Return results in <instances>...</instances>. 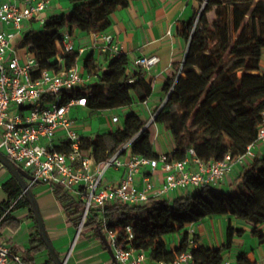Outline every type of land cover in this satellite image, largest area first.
Returning a JSON list of instances; mask_svg holds the SVG:
<instances>
[{"label": "trees", "instance_id": "obj_1", "mask_svg": "<svg viewBox=\"0 0 264 264\" xmlns=\"http://www.w3.org/2000/svg\"><path fill=\"white\" fill-rule=\"evenodd\" d=\"M75 4L69 15H51L39 31H28L24 46L37 59L40 69L58 70L57 43L66 31L105 32L111 25L110 16L118 8H126L133 0H72ZM193 17L182 22L179 34L188 42V50L181 73L164 86L167 99L156 113L155 122L170 131L176 144L170 153L174 159H184L188 149L194 148L205 162L222 160L246 152L248 144L257 138L264 111V3L256 0H198ZM65 55L66 67L75 64V56ZM85 68L97 77L85 95L86 107L104 110L130 105L134 94L142 100L151 93L140 69L130 74V59L124 54L114 56L107 68L98 66L89 56ZM73 96L64 97L67 102ZM179 108L174 111V108ZM130 142L133 154L157 158L150 131L136 112L125 118L124 128L84 137L82 146L93 151L98 162L106 160ZM59 151L67 145H56ZM244 188L231 193L216 185L187 192L174 199L152 198L143 205L114 203L104 211L92 208L86 216L80 235L93 231L100 238L104 221L110 228L132 225L135 237L126 240V231L119 233L126 246L145 251L152 260L172 261L187 249L192 235L184 231L188 224L207 216L230 215L226 240L217 247L199 245L194 249V264H225L226 254L232 251L236 238L244 229L232 223L233 218L249 223L253 234L264 243V155L257 156L243 167L235 178ZM52 189L69 219L79 228L85 205L64 186L53 184ZM8 199L4 201L5 215L0 219V231L11 222L13 212L31 205L18 180L13 177L4 184ZM34 211V210H33ZM35 213V211H34ZM36 219V216H34ZM182 233V244L170 249L165 236ZM32 243L34 249L47 248L37 227ZM236 264H255L245 252L239 253Z\"/></svg>", "mask_w": 264, "mask_h": 264}, {"label": "built area", "instance_id": "obj_2", "mask_svg": "<svg viewBox=\"0 0 264 264\" xmlns=\"http://www.w3.org/2000/svg\"><path fill=\"white\" fill-rule=\"evenodd\" d=\"M50 0H0V128L3 139L0 150L15 164L30 172L36 180L52 186L60 184L85 205L81 232L86 216L92 208L104 211L114 203L132 206L143 205L152 198H162L177 190L204 189L218 185L237 166H246L257 157L256 150L264 145V111L257 138L248 144L246 152L222 160H202L194 148L188 149L184 159H174L169 153L157 158L131 154L124 155L123 148L98 162L92 150L83 148V138L73 128L70 110L75 106L86 107L85 95L74 96L84 78L77 66H61L58 70L40 69L37 59L27 54L21 59L11 41L19 33L25 32V24L34 25L44 19L41 14L48 8ZM262 1L264 0H256ZM105 49L113 55L120 48L111 33L102 34ZM71 34L66 31L58 43L61 55L71 50ZM156 54L141 56L138 64L150 70L159 62ZM73 96L67 102L64 97ZM119 121L118 116L113 117ZM64 133L62 139L68 149L59 151L54 140ZM194 165V167H190ZM142 166H149L150 172L137 183ZM110 168H125L120 182L106 186L105 174ZM160 168L165 174L161 184H157L152 173ZM35 182V181H34ZM104 230L118 264H146L148 254L132 246H126L119 232L104 221ZM126 240L135 237L134 228L128 224L123 228ZM199 242L191 235L187 249L172 261L158 264H194V249ZM0 264H25L23 256L5 242L0 241ZM225 264H231L226 260Z\"/></svg>", "mask_w": 264, "mask_h": 264}, {"label": "crops", "instance_id": "obj_3", "mask_svg": "<svg viewBox=\"0 0 264 264\" xmlns=\"http://www.w3.org/2000/svg\"><path fill=\"white\" fill-rule=\"evenodd\" d=\"M90 1V0H86ZM72 0H50L48 8L41 14L40 18L45 21L51 15H69L74 7ZM199 7L198 0H133L126 8H118L111 16V27L105 32H82L75 29L71 34V50L61 55V47L57 43L58 55L51 60L57 63L58 68L65 63V55L72 53L75 56V64L84 78V83L77 88L78 93H86L91 84L97 81V77L90 75L85 68V59L93 56L94 62L101 68H107L111 59L116 56L105 49L102 34L111 33L114 35L119 45L120 53L126 54L130 59V74H134L140 69L143 71L146 82L151 84L152 90L149 95L142 100L139 93L134 94V101L127 106L114 107L104 110H95L88 107L75 106L70 110V117L73 120V128L84 137H95L98 134H105L116 131L113 124L121 121V116H126L131 111L136 112L144 121L150 131V138L154 150L159 154L172 153L176 144L170 131L162 124L155 122L156 113L163 107L167 99L164 86L168 80L175 79L181 73L186 60L188 42L179 34V27L182 22L190 20L195 10ZM30 25L25 24V32ZM25 41V40H24ZM24 41L12 46L17 55L24 59L27 54H31ZM156 54L159 62L150 70L142 69L138 62L141 56ZM118 55V54H117ZM264 65L262 64V71ZM118 116L119 121L114 122L113 117ZM124 128V125L117 129ZM64 133L60 132L54 140L55 145H64L62 139ZM3 139V130L0 128V142ZM124 155L132 153L130 142L122 147ZM91 150V149H90ZM257 156L264 155V145H260L256 150ZM190 167L194 165L190 164ZM242 166L234 168L226 178L219 183V188L223 190L235 189V178L242 171ZM149 166H142L138 174V181L142 187L141 179L149 174ZM125 168H110L103 179L106 186L115 185L122 180L125 175ZM165 174L160 168L152 173V177L159 185L162 183ZM13 173L0 160V219L5 215L4 201L8 199V193L4 189V184L11 180ZM30 188L36 197L40 209L46 232L54 246L57 256L64 264H116L113 260L106 244L98 238L93 231H88L80 235L78 227L69 219L64 207L55 195L52 187L43 182L28 181ZM190 192L189 190H177L166 195L164 198L174 199ZM13 219L0 231V241L10 245L14 251L20 253L25 264H56L48 248L40 247L34 249L32 238L36 235L39 224L32 205H27L15 210ZM230 215L207 216L200 221L188 224L184 231L191 234H198L199 245L207 247H217L224 244L226 240V228ZM236 218H233L232 223ZM120 233L123 227L119 224L114 226ZM223 230L222 236L218 229ZM264 233V226H261ZM106 235V234H105ZM168 235L169 248L174 249L182 244V233ZM107 237V236H106ZM220 238V239H219ZM219 239V241H218ZM260 247L264 243L259 242ZM248 258L255 264H264V251L259 255L246 253ZM231 252L226 254L231 257ZM146 264H158L148 255Z\"/></svg>", "mask_w": 264, "mask_h": 264}, {"label": "rangeland", "instance_id": "obj_4", "mask_svg": "<svg viewBox=\"0 0 264 264\" xmlns=\"http://www.w3.org/2000/svg\"><path fill=\"white\" fill-rule=\"evenodd\" d=\"M262 18H264V16H262ZM42 28V23L40 21H37L34 23V25H31L28 27V29H26V31H39ZM26 38V32H22L17 34L11 41V45L16 47L17 45L21 44ZM262 64L264 65V55L262 58ZM264 69V67H263ZM263 72V71H262ZM179 108L175 107L174 111H178ZM125 122V116H121V121L119 123H115L113 124L114 129L117 130L118 127H121L124 125ZM244 188V185H237V188L235 189H227L225 190L228 193L234 192V191H239L241 189ZM189 190V189H188ZM196 189L194 188H190V191H195ZM236 221L234 222V225L240 228H243L244 234L243 236L236 238L233 249L231 252V257H227L226 260L230 261L231 264H236V260H237V256L239 255V253L245 252V253H255L257 255L260 254V252L264 251V247H260L259 246V239L257 236H255L253 234V228L252 226L245 222L242 221L241 219H235ZM218 233L219 235L222 236L223 234V230L218 229ZM168 243L170 242V238L168 237V235L166 236ZM172 237H175V235H173ZM220 239V238H219ZM218 239V241H219Z\"/></svg>", "mask_w": 264, "mask_h": 264}, {"label": "water", "instance_id": "obj_5", "mask_svg": "<svg viewBox=\"0 0 264 264\" xmlns=\"http://www.w3.org/2000/svg\"><path fill=\"white\" fill-rule=\"evenodd\" d=\"M0 160L11 170V172L13 173V175L15 176V178L18 180V182L20 183V185L22 186L23 190L25 191V193L27 194L28 198L30 199V202H31V205H32V208L33 210L35 211V215H36V218H37V221H38V224H39V228H40V233H41V236L43 237L44 241L46 242V245H47V248L49 249L52 257H53V260L56 264H64V262H62L60 260V258L57 256L56 252H55V249H54V246L46 232V229H45V225H44V222H43V218H42V215H41V212H40V209L38 207V204H37V200H36V197L35 195L33 194L31 188H30V183L28 182L29 180L30 181H35V182H39L38 180L35 179V177L30 173L28 172L27 170H24L22 167H19L15 164V162L13 160H11L3 151L0 150ZM101 232V231H100ZM101 238L103 240V242L106 244L113 260L115 261L116 264L117 261H116V258H115V255H114V252H113V249L110 245V243L108 242V239L106 237L105 234H103L101 232Z\"/></svg>", "mask_w": 264, "mask_h": 264}]
</instances>
